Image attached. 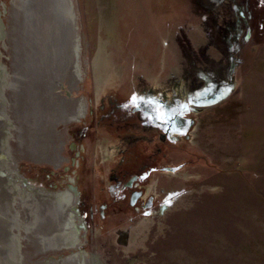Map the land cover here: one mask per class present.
Here are the masks:
<instances>
[{"label":"rangeland","instance_id":"obj_1","mask_svg":"<svg viewBox=\"0 0 264 264\" xmlns=\"http://www.w3.org/2000/svg\"><path fill=\"white\" fill-rule=\"evenodd\" d=\"M23 1L0 0L4 89L20 62L19 35L10 37ZM29 1L37 10L33 23L53 21L52 0ZM57 1L63 6L69 0ZM74 1L81 77L67 86L76 98L66 99H84L87 113L59 125L66 157L60 167L23 156L14 127L21 119L7 103L11 92L0 89V175L10 159L22 185L48 195L71 191V183L81 192V214L74 196L68 208L80 231L75 249L35 255L18 233L21 263L46 264L78 253L84 264H264V0ZM40 73H31L33 82L51 87L53 75ZM231 80L216 99L201 100L210 84ZM150 97L189 104L195 120L190 137L159 145L137 136L145 107L132 109ZM133 173L143 176L134 189L154 196L151 208L132 205L130 190L120 189ZM18 186L29 202L36 200ZM101 204L107 205L104 217ZM91 208H97L94 217ZM9 218H15L12 212Z\"/></svg>","mask_w":264,"mask_h":264},{"label":"bare ground","instance_id":"obj_2","mask_svg":"<svg viewBox=\"0 0 264 264\" xmlns=\"http://www.w3.org/2000/svg\"><path fill=\"white\" fill-rule=\"evenodd\" d=\"M24 1H27V4ZM24 1L19 7L22 11L15 10L18 25L15 23L16 25H14L10 37L12 40V38L15 39V35H19L20 47L17 46L19 51L17 54L15 53V58L17 59L16 63L20 62L15 64L16 66L14 65L15 77L10 81V89H4L1 86L0 89L4 92L5 90L11 92L14 101L11 105L14 109L15 118L19 115V119H21L20 122L18 120V125L14 124V127L18 128V135L16 136L20 142V145H18L24 147H20L24 149L23 156L25 154V157L34 162H51L59 166L61 159L57 160L59 157L57 144L60 142V146H62L60 139L62 133L59 134L60 131L55 129L61 123L80 119L84 116L85 109L84 99L78 98L70 103L62 92V89H67L69 81L72 80L78 83V79L81 77L80 31L79 26L75 23L78 17L76 14L78 15V13L75 14L74 12L76 7L74 0L66 1L63 6L59 4V1L52 0L51 9L53 11L51 13L53 14V21L46 24L43 23V19H38L37 24L39 26H37L31 21L37 10L33 12L29 5L30 1ZM64 4L66 5L64 6ZM54 6L56 9H53ZM47 14L45 13V15ZM1 25L3 26V24ZM47 25L48 27L45 28ZM22 34L25 35L22 36ZM62 35L66 37V40L62 39ZM34 71H40L42 77L45 75L49 78L53 75V85L51 87H47V84L43 87L37 86L40 84H35L36 82L32 80L33 77L30 76ZM20 73L24 75L21 77ZM1 75L2 72L0 71V79L2 78ZM34 102H39L40 105L35 103L36 108ZM7 103L9 104V102ZM26 115L27 122L23 123L22 118H25ZM25 124H27L26 127H24ZM22 131L23 135L21 136ZM24 133H27V135ZM6 160L8 161H6L5 168L7 169L5 170L9 169L7 171L9 177L7 173L3 177L0 175V209H2L0 210V238L4 236L8 240L2 242L0 239V261L4 259L3 263L22 264V260L19 259L21 258L19 254H21V244L23 243L22 241L18 243L20 234L26 235L28 244L33 248L31 249L35 255L55 250H66L67 248L75 249V246L79 244V226L73 216L68 215V208L73 201V193L66 191L41 196L33 191L36 200L29 202V195L27 196L20 189L19 182L15 183L14 178L10 177V159ZM74 193L77 196L80 194L76 191ZM19 197L21 201L18 203ZM9 200L11 202L10 206L6 204ZM2 201H6V203ZM78 210L76 208L77 213L80 214ZM10 212L14 214L15 218L13 220L9 218ZM14 225L24 231L18 234L17 229L14 230L16 228ZM3 254H6V257ZM80 258L78 253H75V255L72 253V255H64L56 262L47 260L46 264H84Z\"/></svg>","mask_w":264,"mask_h":264},{"label":"flooded vegetation","instance_id":"obj_3","mask_svg":"<svg viewBox=\"0 0 264 264\" xmlns=\"http://www.w3.org/2000/svg\"><path fill=\"white\" fill-rule=\"evenodd\" d=\"M230 86L231 85H229L228 82H226L225 84H223V83H221V84L220 83L210 84L208 91L205 92L204 95H202L200 98L204 103H207L208 100L216 99L219 96V94H221L222 91H224L225 89H228ZM217 90H219V91L217 92ZM62 92L65 94V96L69 100L76 98V97H74L75 94L72 93V90H69V89L63 90L62 89ZM9 95L11 96L10 93L8 94V96ZM10 96L7 97L8 100L11 99ZM35 103L36 102H34L33 104H35ZM141 103L143 104V107L137 106V107L132 109L134 112L135 111L142 112L144 110V107H145L144 115L146 116V119L140 123L141 128L139 127L140 132L139 133L137 132V136L143 135L146 138L151 137V140H153L154 142H157L158 144L160 143L161 145L165 144V143H171L173 141L180 142L181 138L190 137L189 132H190L191 127L195 124V120L191 115L192 110H191V107L189 106V104H185L183 107H179V106L177 107L176 105H174L173 102L165 101V100L159 99L157 97H150V98H148V101H142ZM36 104L40 105L39 102H37ZM36 104H35V107L37 108ZM9 105H11V102H9ZM86 111H87V103L85 102L84 115L87 113ZM80 119H78V120H80ZM78 120H75V121H78ZM58 127L55 130H59L60 131L59 134L62 133V136H63L62 130H60V128H58ZM130 138H132V137H130ZM131 141L136 143L137 141H139V139L137 140V139L132 138ZM64 142H65V139H64ZM64 142H63L62 146H59V148H58L59 158L61 159V162H59V166L53 164L55 167H60V165L66 159V157L62 154ZM74 147H77V144H75ZM128 150L129 149H127L126 151H128ZM11 153H14V152L11 150ZM12 155L14 157V154H11V157H12ZM25 158L29 159L28 157H25ZM14 161H15V157H14ZM37 163H39V162H37ZM9 164H10V167H9L10 171L9 172L11 174L10 177L14 178L15 183L19 182V184L21 185V188L24 189L27 193L28 192L31 193V192L35 191V192L39 193V195H41V196L47 194V193L41 192L40 191L41 189L39 190V188H37V187L28 186L25 181H24L23 185H26V187H23V185L21 184L20 178L18 176V173H16L17 172L16 171L17 164L15 162L13 164V162L11 160H9ZM49 164H52V163L49 162ZM162 169H164L163 171H166V170L168 171L169 169L172 170L173 168L172 167H163ZM11 172H13V173H11ZM142 177L143 176L139 175V174H135V173L131 174L129 179H126L122 183L120 189H122L124 191L130 190L129 202L132 205H134L138 202H141L142 207L151 208L154 205V199H155L154 196L151 194H147L148 196H145V190L144 189H141V188L138 190L134 189L135 184L138 183V181H140L142 179ZM71 191L74 195V204H76L78 196L76 193H74V191L72 189H71ZM55 193H57V192H55ZM80 197H81V194L79 196V200H80ZM106 207H107L106 204H101V210L99 213L100 216L104 217ZM73 208H74V205H73ZM95 211H97V208L96 209L91 208V210H90L91 217L95 216ZM147 213H149V211H147ZM74 214H75V212H74ZM21 260L24 263L23 258H21Z\"/></svg>","mask_w":264,"mask_h":264},{"label":"water","instance_id":"obj_4","mask_svg":"<svg viewBox=\"0 0 264 264\" xmlns=\"http://www.w3.org/2000/svg\"><path fill=\"white\" fill-rule=\"evenodd\" d=\"M40 7H41V9H43V5H40ZM53 9H56V7L54 6ZM59 23H60V22H59ZM169 170H170V169H169ZM68 185H69V188H72L74 191H76V192H78V193L81 194L80 190L78 189V187H77L76 185L71 184V183H69ZM80 194H79V196H80ZM79 196H78L77 204H78V202H79ZM75 206H76V204H75ZM76 208L79 209L77 206H76ZM78 211H79V213H80V210H78ZM80 214H81V213H80ZM82 223H83V222H82ZM86 228H87V226H86V224H85V229H86Z\"/></svg>","mask_w":264,"mask_h":264},{"label":"trees","instance_id":"obj_5","mask_svg":"<svg viewBox=\"0 0 264 264\" xmlns=\"http://www.w3.org/2000/svg\"><path fill=\"white\" fill-rule=\"evenodd\" d=\"M231 83H232V80H231V82H228L229 85H231Z\"/></svg>","mask_w":264,"mask_h":264}]
</instances>
